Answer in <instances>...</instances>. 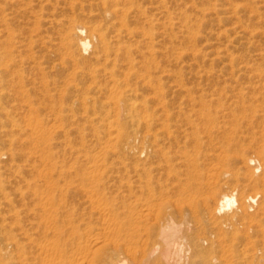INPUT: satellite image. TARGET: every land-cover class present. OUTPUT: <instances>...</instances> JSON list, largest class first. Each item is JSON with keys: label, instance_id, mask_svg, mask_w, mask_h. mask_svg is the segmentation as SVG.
Listing matches in <instances>:
<instances>
[{"label": "bare ground", "instance_id": "bare-ground-1", "mask_svg": "<svg viewBox=\"0 0 264 264\" xmlns=\"http://www.w3.org/2000/svg\"><path fill=\"white\" fill-rule=\"evenodd\" d=\"M93 2L89 13H80L86 21H60V32L65 26L60 35L66 36L65 42L61 41L75 67L65 72L69 80L73 78L72 83L67 78V83L60 81L62 87L67 85L64 99L72 101L68 108L63 103L58 105L60 109L52 116L60 117L65 112L77 116L89 124L91 132L81 133L78 146L68 154L73 163L59 162V202L66 229H60L64 234L62 241L58 239L63 246L61 257L49 264H264V131L251 130L254 139L258 134L261 139L251 154L256 163L254 174L244 165L237 166L239 160L246 162L250 156L245 154L246 158L241 147H235L228 126V106L217 110L200 96L177 105L150 103L162 89L160 82L145 79L141 70H133L135 62L142 67V52L138 50L142 47V28L132 27L131 18L133 12L142 11H134V3L128 0ZM72 6L79 10L84 7L76 3ZM28 12L16 14L23 19ZM8 15H14V11L5 14L0 6L1 21L9 22L15 16ZM6 38L13 41L9 52L17 60L14 58L13 65L0 61V74L15 72L18 83L21 77L14 67L23 63L21 57L30 50L12 32ZM42 44L51 49L53 43ZM29 62L33 64L31 70L39 73L43 69L42 62L35 58ZM60 65L57 72L68 70ZM199 72L208 71L196 70ZM41 78L32 81L31 88L40 83L48 95L52 81L49 85ZM56 84L53 81V91ZM18 86L15 93H4L0 86V103L20 99L28 104L32 116L28 90L23 84ZM153 88L157 91L150 96L148 89ZM45 106L52 108L50 104ZM1 112L3 118L8 117L9 112L2 107ZM95 123L102 124V134ZM2 128L5 123H0V134ZM29 131L38 135L39 156L55 170L51 144L41 135L45 132L37 124ZM17 152L13 148L0 150V159L6 155L15 161ZM12 168L0 165V197L5 204L10 200L2 193L4 174L24 179L21 169ZM9 239L1 247L4 256L0 264H14L10 251L14 253L18 244Z\"/></svg>", "mask_w": 264, "mask_h": 264}, {"label": "rangeland", "instance_id": "rangeland-1", "mask_svg": "<svg viewBox=\"0 0 264 264\" xmlns=\"http://www.w3.org/2000/svg\"><path fill=\"white\" fill-rule=\"evenodd\" d=\"M128 1L134 3V11H142L133 12L135 17L131 15L132 27L139 30L142 28V49H138L142 52V67L135 62L133 70H141L145 79L159 81L162 86L158 91L156 88L148 89L150 96L153 95L152 91H157L156 98H152L153 102L150 103L177 105L200 96L207 99L211 105L213 103L212 108L217 110L228 106V122L231 124L228 126L235 147H241L244 155L250 156L247 158L245 155L246 162L239 160L237 166L244 165L250 172L257 174L256 163L251 154L258 149L261 139L259 134L255 136L257 139H254L251 130L253 127L256 133L264 131V0ZM75 3L82 4L83 9L73 8ZM91 3H94L93 0H0L4 13L14 11L15 15H8L11 18L14 16L9 22H3L0 18V61L13 65L15 55L9 52L13 41L6 38L9 32L20 37L22 45L30 50L28 55L21 57L23 63L18 68L14 67L18 70L16 73L21 77V81L17 83L18 78L13 74L15 72L0 74V86L4 93H15L18 84H23L25 90H28L27 96L33 105L34 113L30 116V107L23 101L20 102V99H4L0 103V107L9 112L7 118L2 117V112L0 114V123H5V128H2L0 134V140L4 142L3 145L0 144V150L13 148L18 151L15 161L5 155L1 157L0 165L5 168L13 166V170L21 169L20 173L24 178L5 173L2 193L7 195L10 203L5 204L4 199L0 197V258L4 256L1 254L4 252L1 247L12 238V241L18 244L15 247L21 250L18 252L17 249L14 253L10 251L14 256V264H49L51 261L58 262L62 254L59 250L63 246L59 242L62 241L60 238H63L62 233L66 225L65 217L61 214V201L59 202L62 196V186H59L62 179L59 172L63 161L68 164L74 162L68 154L78 146L80 134H89L91 131L89 124L79 120L77 116H67V112L61 113L60 117L52 116L60 109L58 105L63 103L68 108L72 101L64 99L67 96V85L62 87L60 81L72 83L73 78L70 77V81L68 73L65 72H70L75 67L72 65V58L67 57L69 51L64 45L66 36L65 33L60 35L65 26L60 32V21H86L80 13H89L92 9ZM23 10H30V13L23 15L22 19L16 13ZM20 20L23 22H19ZM57 29H60V33ZM43 41H51L53 44L50 45L55 49L43 48ZM55 43L59 45L55 46ZM60 43L64 45L63 48ZM133 46L132 49L136 47ZM22 49L24 47L20 48ZM81 54L88 56L87 53ZM137 55V52L133 55L136 60ZM30 58L42 62L43 69L39 73L36 69L31 70L33 64L29 62ZM66 58L70 65L67 64ZM59 65H66L68 70L57 72L60 70ZM203 68L208 71L206 74L196 73V70ZM41 76L50 83L49 85L52 81L49 86L51 90L53 81L57 83V91L50 90L47 95L40 88V83L31 88V82H38ZM64 78H67L66 81ZM44 104H50L53 109L50 110L49 106L43 107ZM51 111L52 113H49ZM34 115H39V118L33 117ZM34 124L45 132L41 135L47 136L48 143L51 144L53 162H56L55 170L48 167L50 163L47 164L49 161L46 158L39 156L40 146L38 149L36 146L38 135L30 134L29 131ZM94 126L98 127L100 134L103 133L101 123H95ZM9 139L12 142H5ZM47 167L50 171H47ZM44 171L51 173L45 174ZM57 233L60 235L56 236Z\"/></svg>", "mask_w": 264, "mask_h": 264}]
</instances>
